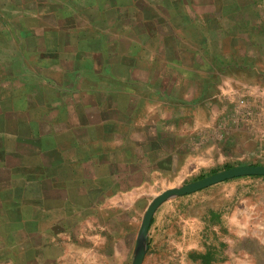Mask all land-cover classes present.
Returning a JSON list of instances; mask_svg holds the SVG:
<instances>
[{"label": "crops", "instance_id": "crops-1", "mask_svg": "<svg viewBox=\"0 0 264 264\" xmlns=\"http://www.w3.org/2000/svg\"><path fill=\"white\" fill-rule=\"evenodd\" d=\"M253 112L264 0H0V264H132Z\"/></svg>", "mask_w": 264, "mask_h": 264}, {"label": "rangeland", "instance_id": "rangeland-1", "mask_svg": "<svg viewBox=\"0 0 264 264\" xmlns=\"http://www.w3.org/2000/svg\"><path fill=\"white\" fill-rule=\"evenodd\" d=\"M253 113L255 144L228 151L209 166L215 173L226 165L264 166V112ZM149 240L144 264H264V178H236L172 199L150 224Z\"/></svg>", "mask_w": 264, "mask_h": 264}, {"label": "water", "instance_id": "water-1", "mask_svg": "<svg viewBox=\"0 0 264 264\" xmlns=\"http://www.w3.org/2000/svg\"><path fill=\"white\" fill-rule=\"evenodd\" d=\"M242 177H263L264 178V166L263 165H243L232 167L230 169L222 170L215 174L206 176L202 179L185 184L180 187L165 190L158 196L152 199L142 218L141 226L139 228V240L137 244V250L133 258L132 264H142L143 258L147 248L148 230L153 218V215L158 207H160L166 201L185 197L187 195L196 193L198 191L207 189L216 184L229 181Z\"/></svg>", "mask_w": 264, "mask_h": 264}, {"label": "trees", "instance_id": "trees-1", "mask_svg": "<svg viewBox=\"0 0 264 264\" xmlns=\"http://www.w3.org/2000/svg\"><path fill=\"white\" fill-rule=\"evenodd\" d=\"M226 169H230L231 168V166H227L226 165V167H225ZM216 171H214V172H212V173H215ZM250 178H261V177H250ZM152 223H153V220H152V222H151V225H152Z\"/></svg>", "mask_w": 264, "mask_h": 264}, {"label": "bare ground", "instance_id": "bare-ground-1", "mask_svg": "<svg viewBox=\"0 0 264 264\" xmlns=\"http://www.w3.org/2000/svg\"><path fill=\"white\" fill-rule=\"evenodd\" d=\"M173 189V188H172ZM169 190V189H168Z\"/></svg>", "mask_w": 264, "mask_h": 264}]
</instances>
